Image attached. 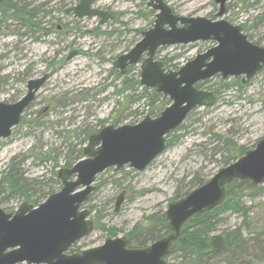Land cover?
Masks as SVG:
<instances>
[{
    "label": "rangeland",
    "instance_id": "1",
    "mask_svg": "<svg viewBox=\"0 0 264 264\" xmlns=\"http://www.w3.org/2000/svg\"><path fill=\"white\" fill-rule=\"evenodd\" d=\"M15 1L19 3L22 0ZM57 1L34 0L36 5L45 6L41 16L56 24L55 28L67 24L70 31L56 29L60 33L55 32L51 37L39 38L33 43L35 40H31L30 36L25 39V35H22L23 27L17 20L8 19L0 29V100L18 101L27 91L29 78L49 74L35 101L24 112L26 122H21L9 138L0 141V179L14 158L21 160L26 157L20 166L31 189L36 191H48L47 184L53 185L55 192L62 187L51 182L52 160L41 162L38 155H48L53 150L52 155L58 156L59 167L56 170H59L66 167L73 148L79 149L87 144L88 139L84 140V135L70 142L67 131L85 128L100 130L112 124H137L145 118L149 109L148 100L144 99L136 102L130 116L119 123L110 118L116 105L113 92L121 83L116 72L112 71L114 62L141 39V35L134 32L136 29L151 26L148 23L150 19L139 16V11L145 8L140 7L143 0H96L97 5H110L116 13L117 20L111 19L103 26L98 25V17L73 22L56 11ZM66 1L71 5L78 0ZM169 2L176 7L178 14L187 16L213 18L214 15L217 17L220 8L215 0ZM226 5H230V9L223 17L243 26L253 42L264 46V0H228ZM44 11L51 12L45 15ZM108 32L111 34H104ZM216 44L215 41H200L166 46L157 53L158 58H174L173 63H177L178 69ZM73 50L80 53L71 61L65 60L57 68L48 65L51 60L66 59ZM140 71V64L133 65L130 75L137 77ZM237 80L241 81V77L224 79L216 75L204 81L202 88L211 91L225 83H230V86L221 89L214 105L199 107L190 113L183 123L184 129L176 133L182 138L161 153L145 170L137 171L125 166L117 171L108 168L99 174L95 182L97 188L85 204L87 209L90 206L95 208L91 218L95 220L98 213L103 225L117 229L118 235H125L145 215L165 212L178 194L190 189L194 177L202 174L210 179L224 167L230 157V152L225 149L226 140L250 149L255 147L264 138V69L242 87L233 84ZM59 100L63 103L58 104ZM102 120L106 122L101 124ZM73 162L76 161L73 159ZM122 191H126V200L120 211L115 212L116 198ZM4 195L0 189V199ZM24 201L23 197L17 195L4 200L2 206L7 212L14 213ZM259 201L260 198L255 203ZM248 204H253V201ZM240 221V214L228 213L212 235L222 234L239 225ZM107 237V232L97 228L77 242L73 249L81 252L100 246ZM168 262L179 264L180 259L170 257ZM211 264L230 263L217 257Z\"/></svg>",
    "mask_w": 264,
    "mask_h": 264
},
{
    "label": "water",
    "instance_id": "2",
    "mask_svg": "<svg viewBox=\"0 0 264 264\" xmlns=\"http://www.w3.org/2000/svg\"><path fill=\"white\" fill-rule=\"evenodd\" d=\"M3 1V0H0ZM93 0H81L73 9L78 18L99 16L100 24L111 15L90 8ZM220 3L218 19L205 16L179 17L162 2L153 28L143 32L142 39L120 55L114 66L124 73L128 66L141 60V84L170 99V104L157 117L147 115L137 124L108 125L89 138L85 157L72 167L59 171L62 189L51 194L38 206L24 202L15 213L7 212L0 201V264H167L173 244L184 225L195 215L221 205L226 199V186L236 179L264 183V138L232 163L220 168L208 181L186 196L172 201L166 211L171 233L147 247L130 248L125 235L108 237L103 244L71 253V247L95 231L89 209L83 205L96 189L97 176L113 167L128 165L145 170L166 150L167 136L186 120L197 107L217 102L210 90L198 87L221 75L243 77L248 82L264 68V46L254 43L243 27L223 16L226 0ZM181 23L180 25H178ZM215 41L216 45L198 53L178 70L165 69L156 59L160 46L185 45ZM46 76L29 82L28 94L16 103L0 101V140L12 135L26 107ZM126 191L117 198L115 211L121 209ZM226 245L221 234L210 238V246L221 251Z\"/></svg>",
    "mask_w": 264,
    "mask_h": 264
},
{
    "label": "trees",
    "instance_id": "3",
    "mask_svg": "<svg viewBox=\"0 0 264 264\" xmlns=\"http://www.w3.org/2000/svg\"><path fill=\"white\" fill-rule=\"evenodd\" d=\"M15 0H5L0 3V27L8 19H14L19 22L26 20L25 12L22 6ZM31 15H34L33 13ZM29 22L34 25L30 26L33 29H37L35 19L28 18ZM36 25V26H35ZM40 26V22L39 25ZM42 27V26H40ZM43 28V27H42ZM161 50H159L160 52ZM164 67L166 69H177V63H173L174 58L164 57L162 58ZM132 66L129 67L128 72L122 76L116 72V77L121 79L120 87L115 88L113 95L116 97V105L111 112L110 118L115 123H119L121 120L130 116L132 106L144 99L148 100L147 115L153 117L158 116L163 109L170 103L169 98L166 95L158 93L155 89L143 87L140 83V75L137 77L131 76ZM204 82L198 86L203 87ZM233 84L242 87L243 81H233ZM230 83L221 85L220 88L213 90V93L219 98L221 89L228 88ZM211 88V87H209ZM62 101L59 100L58 104ZM138 112V111H135ZM21 122L25 123L23 119ZM106 120H102L100 123L104 124ZM184 129L182 124L176 130L172 131L167 137V149L174 143L178 142L182 136L176 133ZM99 130H91L89 128L80 130L67 131L70 142L76 139L78 136L84 135V140L89 139L90 136ZM225 149L230 152V157L225 162V165L230 164L242 155H244L250 148L245 145H238L231 140L225 141ZM32 152V151H31ZM33 153V152H32ZM38 155L37 157L41 162L52 160L54 168H52L51 182L57 183L61 186V179L59 176V170H56L58 166V156L52 155ZM84 157V146L78 147L69 153L67 158L66 167H71L75 162ZM26 157L21 160L14 158L9 164L8 168L4 171L2 178L0 179L1 190L5 195L0 199L1 204L4 200L13 196H21L25 199L24 202L37 206L41 200H45L49 195L55 192L53 185H48V191H36L31 189L29 180L25 177L21 164ZM208 178L202 174L194 177L191 183L190 189L178 194L173 200L186 196L194 188L204 184ZM37 183H41L37 182ZM226 199L217 207L204 211L203 213L193 216L182 228L178 240L173 244L172 252L168 258L180 259L179 264H211V261L217 257L224 258L230 264L240 262L242 264H264V183L261 185H255L250 180L236 179L226 187ZM260 198L261 201L255 203ZM253 201V204H248ZM89 209L93 213L95 208L90 206ZM228 213L240 214L241 221L236 227L225 230L222 235L225 238L226 245L221 251H216L210 246V238L212 232L217 229L221 221ZM95 219L96 229L100 228L107 232L108 237L118 235V230L115 228H107L100 222V215L97 213ZM170 228L165 212L153 213L151 215H145L141 222L136 224L132 230L125 235L128 239V246L135 248H142L150 245L156 240L170 234ZM136 245V246H132ZM75 251V249H72ZM168 261V260H167ZM169 264V262H167Z\"/></svg>",
    "mask_w": 264,
    "mask_h": 264
},
{
    "label": "flooded vegetation",
    "instance_id": "4",
    "mask_svg": "<svg viewBox=\"0 0 264 264\" xmlns=\"http://www.w3.org/2000/svg\"><path fill=\"white\" fill-rule=\"evenodd\" d=\"M5 0H3V1H0V3H3ZM227 1L228 0H226V4H227ZM17 1H14V3H16ZM81 2V0H78L75 4H71V5H69V3H68V1H66V0H58L57 1V4H56V11L57 12H61L62 14H63V16H66V17H68L69 19L71 18L72 19V21L73 22H79V20H81V19H86V18H90V17H98L99 18V22H98V25L99 26H103V25H105L106 24V22L107 21H110L111 19H116L117 20V18H116V13H114V11H113V7H111L110 5H108V6H100V5H97L96 4V0H93V2L90 4V8H96V9H99V10H102V11H107V12H109L110 13V17L108 18V19H106L105 20V22H104V24H100V20H101V18L99 17V16H90V15H85L84 17H82V18H78L77 16H76V13H75V11L73 10L79 3ZM162 2L163 3H165L167 6H169L170 7V9H171V11H172V13L174 14V15H176V16H179V17H197V16H187V15H180V14H178V12H177V10H176V7L175 6H173V5H171L170 4V2H169V0H143V2L141 3V5H140V7H143V6H145V8H144V10H140L139 11V16L141 17V18H143V19H147V20H149V22L148 23H151V26L150 27H148V28H146V29H136L134 32H136L138 35H141V39H142V35H143V32H145V31H147V30H149V29H151V28H153L154 27V25H155V21H156V19H157V15H158V13L159 12H161V9H159L158 7L162 4ZM18 3V2H17ZM68 3V7H67V4ZM215 3L216 4H219L220 5V3H218L217 2V0H215ZM19 6H22V9H23V11L25 12V16H26V20L24 21V22H20L21 23V26L23 27V33H22V35H25L24 37H25V39H27L29 36H30V39L31 40H35L33 43H35V42H37L38 40H39V38H49V37H51V35H53V33H55V32H58L56 29H58V30H60L61 28H63L64 30H69L70 31V28H68V25L67 24H64L63 26H58V27H56L55 28V25L54 24H51V22L49 21V20H47V17L45 16H41L42 14H43V12H42V9L45 7L43 4L42 5H40V4H38V5H36L35 4V2H34V0H22V1H20L19 3ZM230 9V5H226V12H227V10H229ZM219 11H220V8H219ZM219 11L217 12V17H216V15H214V17L212 18V17H207V18H211V19H218V13H219ZM51 11H44V13H45V15H47V14H49ZM34 14V15H31V14ZM213 16V15H212ZM29 17H31L33 20L35 19V22H36V24H37V29H33V28H31L30 26H33L34 24L32 23V22H29ZM59 21H60V18H57ZM39 22H40V26H42V27H40V26H38L39 25ZM181 23H179L178 25H180ZM3 26V24L1 25V27ZM36 26V25H35ZM1 27H0V29H1ZM63 30V33H66V31H64ZM61 32H62V30H60ZM58 33H60V32H58ZM104 34H111L110 32H108V33H104ZM140 39V40H141ZM140 40H138L136 43H135V45L140 41ZM134 45V46H135ZM179 45H181V44H179ZM185 45H189V44H185ZM133 46V47H134ZM173 46V45H172ZM132 47V48H133ZM163 47H166V46H160L159 48H158V50H157V52H159V50H162L161 48H163ZM131 48V49H132ZM156 52V59H158V60H161L162 61V58H158V54L160 53H157ZM80 53V51L79 50H73V51H71V52H69V54L66 56V59L64 58V59H62L61 61H56V60H51L50 62H49V66H51V68L53 67V68H57L59 65H61V64H63V63H65V60L66 61H71L75 56H77L78 54ZM144 60V59H143ZM143 60H141L140 62H143ZM116 62V61H115ZM114 62V63H115ZM162 63H163V61H162ZM164 65V64H163ZM129 67L130 66H128V68H127V70L123 73L122 72V70H121V68H117V67H115L114 65H113V69L116 71V72H118L120 75H125L127 72H128V70H129ZM28 70V69H27ZM28 73V71H26V74ZM47 77L46 78V80L44 81V83L42 84V86L39 88V90H37L36 91V93H35V98H34V100L28 105V107L35 101V99H36V96H37V94H38V92L43 88V86L45 85V83H46V81L48 80V78H49V74L48 73H45V74H43L42 76H40V77H36V78H29L28 80H27V83H26V93L20 98V99H22L23 97H25L27 94H28V92H29V82L31 81V80H36V79H40V78H43V77ZM19 99V100H20ZM18 100V101H19ZM0 101H3V102H6V103H16L17 101H15V102H9V101H4V100H0ZM62 103H63V101H62ZM28 107H26L25 108V110H24V112L26 111V109L28 108ZM24 112H23V114H22V117H21V121L23 120V115H24ZM18 126V125H17ZM16 127V126H15ZM14 127V128H15ZM13 128V129H14ZM13 133V132H12ZM2 140V139H1Z\"/></svg>",
    "mask_w": 264,
    "mask_h": 264
}]
</instances>
